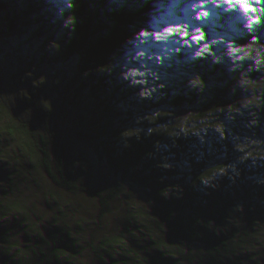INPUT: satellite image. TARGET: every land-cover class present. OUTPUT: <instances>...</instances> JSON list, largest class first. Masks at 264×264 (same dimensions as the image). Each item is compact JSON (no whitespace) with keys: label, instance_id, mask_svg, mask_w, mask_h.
Returning <instances> with one entry per match:
<instances>
[{"label":"water","instance_id":"obj_1","mask_svg":"<svg viewBox=\"0 0 264 264\" xmlns=\"http://www.w3.org/2000/svg\"><path fill=\"white\" fill-rule=\"evenodd\" d=\"M250 3L0 0V264H264Z\"/></svg>","mask_w":264,"mask_h":264},{"label":"snow or ice","instance_id":"obj_2","mask_svg":"<svg viewBox=\"0 0 264 264\" xmlns=\"http://www.w3.org/2000/svg\"><path fill=\"white\" fill-rule=\"evenodd\" d=\"M224 4H227V5H238L243 11L244 13H254L256 11V9L252 6V4L250 3V0H223ZM257 2H264V0H257ZM208 13L207 12H203L201 13V16H207ZM198 19L200 17H197ZM260 18L259 17H255L251 23L249 24V27L252 26V24H258L260 23ZM197 31H199V29H197ZM165 32L168 34V37L171 38L173 37L174 35H176L177 33L180 32V29L179 28H167L165 29ZM187 32L185 31L183 33V36L184 37H187ZM141 37H144V38H149V33L147 32H144V33H141L140 34ZM155 38L157 41H160L161 39V36H160V33H155ZM203 34H201L199 37L197 36H193L191 39L193 41H196L197 43H199L202 39H203ZM139 39V38H138ZM253 39H255V37H253ZM141 42H144L143 40ZM138 55H141L142 56V53H138ZM197 55H201L200 52L197 53Z\"/></svg>","mask_w":264,"mask_h":264}]
</instances>
